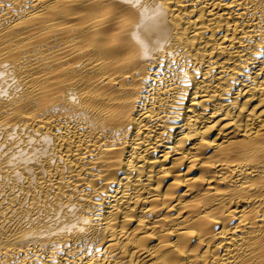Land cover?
<instances>
[{
	"label": "bare ground",
	"instance_id": "obj_1",
	"mask_svg": "<svg viewBox=\"0 0 264 264\" xmlns=\"http://www.w3.org/2000/svg\"><path fill=\"white\" fill-rule=\"evenodd\" d=\"M0 264H264V0H0Z\"/></svg>",
	"mask_w": 264,
	"mask_h": 264
}]
</instances>
